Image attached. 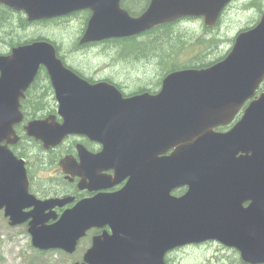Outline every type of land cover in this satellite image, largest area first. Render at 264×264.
<instances>
[{
	"label": "water",
	"instance_id": "95a60500",
	"mask_svg": "<svg viewBox=\"0 0 264 264\" xmlns=\"http://www.w3.org/2000/svg\"><path fill=\"white\" fill-rule=\"evenodd\" d=\"M5 1L24 9L31 20L92 10L82 44L102 39L100 33H106L104 38L134 35L185 17L205 16L212 27L224 3L153 0L135 19L120 9L121 0ZM43 9L45 14H37ZM116 11L120 24L107 28L105 15ZM41 66L50 75L63 122L56 116L33 121L27 134L46 150L70 135L106 145L98 155L81 147V168L94 173L82 189L101 188L96 183L105 161L116 170L133 171L139 159L143 171L171 175L173 184L164 181L162 188L139 190L133 178L123 191L84 200L50 224L56 217L48 211L71 199L43 202L31 195L25 162L2 146L16 135L15 125L23 120L20 99ZM0 72V213L5 211L12 227L29 222L36 249L74 254L90 229L109 225L112 235L95 237L83 262L75 264H167L166 255L174 249L207 241L238 250L246 264H264V94L230 132L215 131L234 119L264 78V18L258 28L240 35L225 61L170 74L157 96L126 99L113 84L91 85L64 65L49 42L0 57ZM170 149L171 157H161ZM240 151L252 154L237 158ZM69 165L66 158L62 167L66 171ZM182 186L188 187L185 195L171 196ZM244 201H250L249 207Z\"/></svg>",
	"mask_w": 264,
	"mask_h": 264
},
{
	"label": "flooded vegetation",
	"instance_id": "af4514ba",
	"mask_svg": "<svg viewBox=\"0 0 264 264\" xmlns=\"http://www.w3.org/2000/svg\"><path fill=\"white\" fill-rule=\"evenodd\" d=\"M23 1L30 4L34 0ZM152 2L153 0H121L120 9L127 12L132 18L137 19L148 11ZM222 2L224 3L219 17L212 27L207 25L205 16L185 17L134 35L104 38L106 33H100L99 38L102 39L82 44L81 41L94 17L92 10L86 9L66 16L54 18L39 17L31 20L24 9H18L15 6L8 5L5 0H0V57H10L16 49L21 47L40 42H49L55 46L57 55L64 65L91 85H97L101 82L113 84L126 99L143 94L157 96L162 92L164 82L170 74L189 69H207L225 61L234 51L240 35L258 28L264 18V0L217 1L218 4H222ZM45 13L46 11L43 9L37 14L42 15ZM116 14L117 11L115 13L108 12L105 15L106 19L103 25H107V28H110L108 25H119L121 19ZM81 15H84L82 34L80 33L70 45H65L63 42L59 43L62 24L72 22ZM199 32V48L203 51V54L193 58L198 60L199 57H203V59L196 63L191 61L193 59L191 58L185 64H179L180 58H186L189 55L190 43L188 41H192L191 37ZM110 44L114 45L116 50L119 49L121 56L117 55L116 57L123 64L136 63V66L132 69L138 68L141 64L151 62V69L155 71L158 65L155 64L153 59L165 61V69L153 81L145 83L143 87L129 90L126 81L115 82L109 78L103 79L92 75V72H89L84 66L78 65V67H75L72 65L64 55L73 53L75 48L77 50L76 53H78L89 48L96 49L94 48L96 46L101 47ZM135 58L143 59L134 61L133 59ZM39 71L40 73L35 83L26 92L25 97L20 99V110L23 120L15 125L16 135L9 137L11 143L9 142L8 147L17 159L25 161L31 195L43 202L55 199H71L70 203L65 207H55V209L48 211V213H52L56 217V219L50 220V224L59 221L65 211L76 207L84 200L94 199L100 195H114L123 191L133 178H136L139 182V190L142 188L149 190L164 181H166L167 186L173 184L171 175L163 177L158 171H143L141 169V160L139 159L135 161L133 171L116 170L111 167L109 161H105L103 165H100V168H102L99 173L100 181L96 183V186L101 188L93 190L82 189L83 183L89 182V177H94V173L81 168L83 163L81 147L90 155H98L104 151L105 145L86 136H69L60 145L46 150L41 142H37L36 139L30 138L26 134V126L33 121H42L51 116H56L58 122H63L58 114L60 105L51 86L47 70L42 66ZM263 94L264 78L254 95L240 107L234 119L228 125L215 128V131L217 133H228L231 131L241 121L245 111L254 101L260 99ZM6 143L4 142L5 145H7ZM155 152L154 150L149 151L150 154ZM173 153L174 150L170 149L161 157H171ZM137 154L141 156L142 150H138ZM251 154L249 151L245 153L240 151L237 154V158ZM66 158L70 159L71 165L65 171L62 167V162ZM187 191L188 187L182 186L174 191L172 190L171 196L181 197ZM249 204L250 201H244L245 208L249 207ZM26 212H30V210ZM24 226L28 229V222ZM104 232L111 234L110 226L94 227L88 231L86 237L82 240L89 238L93 242L95 237L102 235Z\"/></svg>",
	"mask_w": 264,
	"mask_h": 264
},
{
	"label": "rangeland",
	"instance_id": "374dc122",
	"mask_svg": "<svg viewBox=\"0 0 264 264\" xmlns=\"http://www.w3.org/2000/svg\"><path fill=\"white\" fill-rule=\"evenodd\" d=\"M84 15L78 16L72 22H65L61 26V40L59 43L70 45L72 41L83 32ZM203 31V30H202ZM199 33H195L189 40V55L186 58H180L179 64H185L189 59L203 54L199 48ZM85 51L76 53V48L71 54H64L67 60L78 67L84 66L92 75L100 78L112 79L115 82L126 81L128 89L143 87L145 83L153 81L155 77L165 69V61H156L157 69H151V62L139 65L132 69L136 63L123 64L117 59L121 56L119 49L112 44L106 46H96ZM194 58L191 60L198 63L203 59ZM143 58H135L134 61ZM148 61V60H147ZM190 61V62H191ZM69 63V64H70ZM147 65V66H145ZM151 70L148 77L139 76L140 73H146ZM94 77V76H93ZM29 228L20 226L13 228L9 225V220L4 214L0 216V264H74L83 259L85 251L92 246L91 239L82 240L78 251L74 255L66 254L62 251L41 252L34 248L32 236ZM168 264H244L240 253L234 249H228L216 242L207 243L200 246H190L178 249L167 257Z\"/></svg>",
	"mask_w": 264,
	"mask_h": 264
},
{
	"label": "trees",
	"instance_id": "16d2710c",
	"mask_svg": "<svg viewBox=\"0 0 264 264\" xmlns=\"http://www.w3.org/2000/svg\"><path fill=\"white\" fill-rule=\"evenodd\" d=\"M153 60H155V63H156V61H157V60H156V59H153ZM153 66H155V65H153ZM148 73H149V70H148V71H146V73H143V72H142V73H140V75H139V76H141V77H146V78H147V77H148Z\"/></svg>",
	"mask_w": 264,
	"mask_h": 264
},
{
	"label": "bare ground",
	"instance_id": "6f19581e",
	"mask_svg": "<svg viewBox=\"0 0 264 264\" xmlns=\"http://www.w3.org/2000/svg\"><path fill=\"white\" fill-rule=\"evenodd\" d=\"M1 78V77H0ZM15 129V128H14ZM106 146V145H105ZM121 171H123V170H121ZM163 187V182L162 183H160V184H158L157 186H154V187H152L151 189H155V188H162ZM167 187V186H166ZM150 190V189H149ZM57 207H59V206H57ZM60 208V207H59Z\"/></svg>",
	"mask_w": 264,
	"mask_h": 264
}]
</instances>
